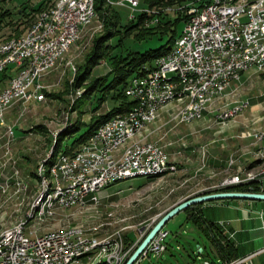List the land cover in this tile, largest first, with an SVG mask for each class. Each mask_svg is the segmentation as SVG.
Listing matches in <instances>:
<instances>
[{
	"label": "rangeland",
	"instance_id": "rangeland-1",
	"mask_svg": "<svg viewBox=\"0 0 264 264\" xmlns=\"http://www.w3.org/2000/svg\"><path fill=\"white\" fill-rule=\"evenodd\" d=\"M39 1L0 0V14L5 10L18 9L23 7V5H34ZM44 1L47 2L46 7L49 6L50 8L48 9H51L56 0ZM50 1L52 2L51 4H49ZM110 1L111 5H117L116 2L121 0ZM138 1L139 5L134 9L121 4L118 5V12L121 18L119 30L123 31L124 26L129 22V18L131 19L132 15L136 17L140 9L147 10L149 8L143 0ZM26 13H29L28 16L25 15ZM38 14H33L36 19ZM31 15V11L26 8L24 13L17 11L11 17L7 15L0 17V40L8 39L10 36L17 37L14 35L16 25L14 23L11 24L12 21H15V24L22 32L25 29L27 31L32 21ZM104 25V18L98 15V18L92 24V29L85 30L78 43L76 42L72 45L69 51L65 53L64 59L44 79L43 85L48 90L42 91L41 101L32 102L23 108L17 105L4 115L6 126L0 125V234L16 227L26 219L28 226H31V232L34 234L66 227H82L89 235L97 232L96 235L99 239L107 236H116L120 233L122 236L129 234L132 239H135L138 235L137 231H143L151 222L156 223L173 207L172 205H176L184 196V198H189L206 191L207 187L212 184L213 178L224 176L218 184L214 185L220 188V183H226L236 176L240 180H249L264 173V153H262L264 145H261L264 142L261 144L259 142L256 143L252 137H236V134H239L240 131L264 129L263 69L260 70V73H253L247 85H241V82L234 83L231 88H234L235 93L228 91L225 96L213 103L215 106L205 113V115L209 114L211 120L205 122L204 128H202L198 137L181 136L184 135L187 129V123L175 125L172 130L164 135L160 142L171 143L166 147L175 165V169L171 172L150 178L135 177L119 181L104 189L103 197L98 204H91L87 207L58 208V215L49 213L40 220L32 219L30 214L36 210L34 208L35 202L42 190V180L39 175L40 169L38 165L40 164L41 166L47 158H52V151L58 141L57 139L62 137L67 129L74 124L80 125L82 128L76 134L81 133L87 128V125L83 126V124L88 123L91 118L106 112L114 106L111 96L106 101L100 102V92L97 90L88 95V97L85 94V87L91 79L105 74L110 69L108 61L102 60L92 69L91 74L87 78L75 84L76 74L83 67L93 47L95 36L102 34L105 30ZM182 27V23L177 25L178 32ZM134 35L135 33H132L129 37L124 38L122 45L117 46L113 53H126L128 50L144 52L148 49H155L164 44L169 37L168 33L161 36L158 30L142 40L136 39ZM119 37V34L114 36L112 42L116 44ZM69 63L72 65H69ZM74 69L75 71H73ZM227 97L232 98L226 101L228 104L219 108L218 104ZM244 98H249L250 104L252 106L255 105V109L254 107L252 109L249 107L240 117L243 116L244 118L245 115L247 119L253 121V124L244 123L245 121L243 120L239 124L240 126H233L234 122L230 120L234 116H230L225 122H219L214 118L217 117L218 110L235 112L238 109V103H234V101ZM169 106H172L174 110V112L170 113L171 120L172 122H177L179 120V111L184 106V103L176 101ZM247 107L243 106L242 112ZM162 110L157 116L158 119ZM166 115L165 112L162 113V117ZM205 115L201 120L205 119ZM258 116H262L263 120L261 121L262 118L258 120L256 118ZM184 126L186 129H183ZM166 129L167 127L160 132L153 133L148 138L157 140ZM13 131V135L8 136L5 134V132L13 133ZM228 131L233 134V137L222 139L219 143H210L212 138L209 133H213L217 137H223ZM146 132L147 130L139 135L145 137ZM72 138L73 136L65 139L62 147L64 148L69 144ZM239 139L242 143H239L240 145L237 144V141L235 142V140ZM182 142L186 146H182ZM189 142L196 146L202 145L199 152H197V157L193 153L187 154L188 149H191V147H187ZM210 145H214L217 148H215L216 152L222 159L225 157V161H219L221 165L218 167V169H221L219 174L216 175L214 173L207 178L205 170L206 168L209 169V161L207 160L206 149ZM238 145L240 148L243 146L239 151H234L230 157L224 155L225 149L231 151ZM6 146L11 149L10 156H4ZM248 149L253 152L251 157L254 158L247 159L248 155H244L246 153L241 154L242 151ZM239 154H241V157L237 159ZM4 157L12 158V162L15 163L2 164ZM250 159L252 161H249ZM254 161L255 164L251 166ZM187 163L193 169L188 172L180 171L183 165ZM32 170L33 172H31ZM185 177L188 180L185 184H182V180ZM56 221L61 224L54 226L53 223ZM125 228L126 230L124 231L123 229ZM163 228L169 232L165 239L168 244L166 251L159 255L152 252L147 257L142 258L139 264H194L195 257L193 252L196 251L197 245L205 246L206 248L203 254L200 255L201 259H217L216 249L213 248L210 240L196 224L192 220L187 219L185 210H180L174 214ZM195 262L196 264H202V260H196Z\"/></svg>",
	"mask_w": 264,
	"mask_h": 264
},
{
	"label": "built area",
	"instance_id": "built-area-1",
	"mask_svg": "<svg viewBox=\"0 0 264 264\" xmlns=\"http://www.w3.org/2000/svg\"><path fill=\"white\" fill-rule=\"evenodd\" d=\"M229 1L234 0H196V8H186V0H180L176 11L165 9L164 14L154 13V7L152 10H139V13H146L143 21L155 20L156 24L163 16L171 19L180 17L183 27L174 40L175 52L144 63L143 72H137V80L128 79L124 89L127 97L134 101L130 110L119 119L109 118L107 127L99 128L88 141L79 144V149L73 156H66L64 169L67 170V178L58 176L57 204L52 205L48 213L57 214V207L66 206L67 202H85L86 198L102 199L103 184L107 180H113V176H120L126 169L152 167L155 166V160H162L164 170L175 166L166 148L171 143L160 142L169 129L159 139L136 147L120 158L109 157V149L112 148L111 140L126 139L130 132L138 130L139 125L146 124L149 114L158 104L179 98L180 91L174 90V83L178 79L194 81V89L190 93L206 91L207 97L219 94L220 91L234 92V88L224 87V80L229 78V70H238L236 78L240 81L244 72L259 73V68H264V64L257 63V56L264 55V7L246 8L245 3H242L239 9H230ZM116 3L130 9L138 6V1L134 0ZM40 11H44V8ZM89 15H92V7L85 0V4L74 11L62 9L61 13L52 15L53 25L48 29H40V23H37L33 37L26 41L34 42V46L42 45V53L34 56L32 68L22 67L27 50H23V47H8L6 55L0 56V79L8 80V87L0 88V114H6L17 105L23 108L40 99L43 83H35V76H47L52 72L51 52L65 42L72 41L70 31L92 29L93 26H83V19H87ZM231 17H239V24H231ZM131 18L134 19L135 15ZM59 25H66V33L58 38H49V31ZM8 51H19V58H8ZM12 68H20L18 79H9V73L5 74ZM204 82H212V89L203 90ZM204 101L205 109L192 114L191 122H196L199 115H204L210 106H215L207 105L206 99ZM196 102L193 101L192 106H196ZM234 102H238L235 112L218 110V116L214 118L241 114L242 107L249 106L250 99ZM186 113H191V107ZM184 114H181L179 121L172 122L169 126L183 123ZM0 125L5 126V121H0ZM247 130L240 131L238 137H252L260 144L264 142V129ZM5 134L13 135L14 131ZM181 145L186 146L183 142ZM10 154L11 149L6 146L4 156ZM76 155H84V164H76ZM6 163L15 162H11L10 157H4L2 164ZM38 168L40 169V164ZM259 179L239 180L234 177L229 183H220V187ZM154 223L151 222L143 231H137L135 239L129 234H125L122 240H115L113 237V243L121 242V251H113L115 264H125ZM164 225L132 264H139L142 258L152 252L159 255L166 251L168 244L165 239L169 232L163 228ZM104 249V240H95L85 234L74 237V230L56 236H35L25 219L20 229H12L1 239L0 264H87L88 254H96L97 260L98 257H103ZM201 251L195 254L194 264L196 260H202V264H242L248 258H218L213 262L211 259H201Z\"/></svg>",
	"mask_w": 264,
	"mask_h": 264
},
{
	"label": "bare ground",
	"instance_id": "bare-ground-1",
	"mask_svg": "<svg viewBox=\"0 0 264 264\" xmlns=\"http://www.w3.org/2000/svg\"><path fill=\"white\" fill-rule=\"evenodd\" d=\"M105 1L108 4H111L110 0H105ZM134 1H138V0H134ZM165 1L166 3L164 2L154 7V13L164 14L165 9L167 11H176V5L180 4V0H170V1L165 0ZM86 2L92 7V15H89L87 19H83V26H92L96 18H98V13H97L98 11L96 10L97 7L95 5L96 0H86ZM242 3H245L246 8H255L258 6L264 7V0H234V1H229V8L239 9V6H242ZM84 4H85V0H56L54 5L51 7V9H47V10L44 9V11L40 12L36 21L28 28L26 33L20 36H17V37L0 40V56L6 55V50L8 49V47H23V50H27V51L25 52V57L22 60V67L32 68L34 65V56H39L42 53V45L34 46V42H26V41L29 38L33 37V31L37 23H40V29H48L49 26L53 25L52 15H54L55 13H61L62 9H64V11H74L77 7L83 6ZM138 5H139V1H138ZM152 8L153 7L149 6L147 10H152ZM186 8H196V0H186ZM144 21H143V27L145 26L146 28L151 27L156 23L155 20H144ZM231 24H239V17H231ZM88 29H91V28H80L78 31H70V38H72V41L65 42L57 50H53L51 52L52 71L64 59L65 53L69 51L72 45H74L76 42L78 43V41L82 37V34L85 32V30H88ZM65 33H66V25H59L58 27H54L53 29L49 31V38H58L61 36V34H65ZM173 52H175V43L172 46L169 53H173ZM8 58H19V51H8ZM257 63L264 64V55L257 56ZM69 65H72V64L69 63ZM12 69H10L9 71V79H18V77L20 76V68H12ZM263 69L264 68H259V73H260V70H263ZM140 72H143V66ZM236 77H238V70H229V78L224 80V87L231 88V86L234 83H238V82L240 83L241 80L238 81V78ZM45 78H46L45 75H36L35 83H43ZM131 80H137V74L133 75ZM7 87H8V80L0 84V88H7ZM192 89H194V81H185V79H178L174 83V90L180 91L179 98L168 99L167 101L161 104H158L156 106V109L152 113L149 114V118L146 120V124L139 125L138 130L130 132L127 135L126 139L111 140L112 148L109 149V157L120 158L128 151H134L136 147H141L145 143L149 142V141H145L144 139L145 137H141L139 134L147 130L151 124H154L156 122V118L162 109L173 104L174 102L182 101L184 103V106L180 109L179 114H178L179 120L181 118V114L182 113H185V114L183 117V123H176L174 125H171V127L177 124L196 123L197 121L201 120L204 117L206 112L204 113V115H199L196 118V122H191L192 114H198V110L205 109L204 99H206L207 105H213L215 101L225 96L228 92V91H220L219 94H211L206 97V91L190 93ZM210 89H212V82H204L203 90H210ZM44 90H48V89H45L43 85L42 91ZM42 91L40 92V99L38 100V102L42 100L41 99ZM232 93H235V90ZM262 95H263V92H262ZM193 101H197L196 106H192ZM234 103H238V102H234ZM190 107H191V113H186ZM211 107H214V106H210L208 110ZM242 110H243V107H242ZM4 115L5 114H0V121L5 120ZM121 116H117L111 119H119ZM232 116H235V115H232ZM229 117L230 116L218 117L216 119L219 122H225ZM108 125H109V121L101 125L99 128H105ZM66 156H73V155L60 154L58 158L56 159V161L51 166L47 165L48 159H49L47 158V160L40 166L39 175H40L41 180L43 181V184L41 183L42 190L39 193V196L35 202L34 208H36V210L34 212L32 211L33 213L30 214V217H32V219L34 218L36 221L42 219L43 216H45L46 214H49L48 212L52 208V205L57 204L58 176L59 178H67V170L64 169V165L66 162ZM11 162H12V158H11ZM76 164H84V155H76ZM55 166H56V172H55ZM174 169H175V166H171L169 170H164L162 160H155V166H152V167H132L130 169H126L125 172H121L120 176H113V180H107L103 184V192H104V189L122 180L125 181L127 179L135 178L138 176L143 177V178L159 176L167 172H171ZM236 177L240 180L238 176ZM233 179L234 178L230 179L226 183H229ZM100 200L101 199L98 200L96 198H86L85 202H67L66 206L57 207V214L55 215H58V208H74L78 206L87 207L91 204H98ZM26 224H27V220H26ZM23 225H24V222H21L16 227H13L11 229H8L2 232L0 234V241L12 229H20ZM71 230H74V237H82L85 234L89 238H95V240H104L105 249H104L103 257H98V259L96 260V254H88L87 264H115L113 261V251H121V242L113 243V237L115 240H122L124 236H122L121 233L117 234L116 236H112V237L107 236L101 239L97 237L96 235L97 232L95 234L89 235L82 227H66L63 229H57V230L55 229L53 231H49V232H45L41 234L39 233L34 234L33 232L31 233L35 236H43V235L56 236V235H61L62 233H68ZM123 230L125 231L126 228Z\"/></svg>",
	"mask_w": 264,
	"mask_h": 264
},
{
	"label": "trees",
	"instance_id": "trees-1",
	"mask_svg": "<svg viewBox=\"0 0 264 264\" xmlns=\"http://www.w3.org/2000/svg\"><path fill=\"white\" fill-rule=\"evenodd\" d=\"M143 1L147 4V6L150 7H155L156 5L164 2L166 3L165 0ZM46 3V1L40 0L34 5L27 4L23 5V7H19L18 9H8L3 11L2 14H0V17L4 15L11 17L17 11L24 13L26 8H28L32 14L30 16L32 20L29 24L30 27V25L36 19L35 15L37 13L40 14V10H42L43 8H50L49 6L46 7ZM51 3L52 2L50 1V4ZM95 5L97 7L96 10L98 11V15L105 20V30L102 32V34L95 36L92 45L93 47L91 48V51L89 52V55L87 56L83 67L76 74L75 84L87 78L91 74L92 69L97 66L102 60L108 61L110 69L105 74L92 78L85 87V94L88 97V95H91L94 91L97 90L100 92V102L106 101L108 97L111 96V99H113L112 101L114 102V106L106 112L91 118L88 123L83 124V126L87 125V128L81 133L76 134V132L82 128V126L80 127V125L74 124L69 129H67L65 133H63L62 137L57 139L58 141L55 143L54 149L52 151V158L48 159V166H51L60 154L74 155L79 149V144H83L85 141H88L90 137L98 131L101 125L109 121V118L111 119L117 116H121L128 110H130V108L134 105V101L129 99L124 92L128 79L131 80L133 75L137 74V72H140L144 63L152 62L156 58L168 54L175 43V38L180 34L181 31L180 30L178 32L177 30V25L179 23H182L180 17L171 19L170 17L163 16L160 18L157 24L155 23L153 26L147 28L145 26L142 27V21L146 16V13H139L134 19L129 18V22L124 26L123 31H121L118 29L121 20L120 14L118 12V5L108 4L105 0H96ZM28 14L29 13H26L25 15L28 16ZM13 23L14 25H16V27L14 28V35L20 36L26 31L25 29L22 32L17 27V24H15V21L11 22V24ZM156 30L159 31L161 36L165 33L169 34L167 41L161 46L155 49L145 50L144 52L128 50L126 53H113L117 46L122 45L123 39L129 37L130 34L135 33V38L138 40H142L147 36L155 33ZM117 34H119L120 37L117 43L114 44L112 42L113 37ZM8 38H12V36ZM7 73L9 72H5V74ZM6 81L7 79H0V84ZM72 136L73 138L71 142L63 148V141ZM254 164L255 161L251 164V166H253ZM214 191L260 192V186L259 181L252 180L246 183L220 187L215 189ZM199 204L201 203H197L184 209L187 213V219L192 220L196 224V226L206 235L213 247L216 249L220 259L230 260L238 258L239 256L235 252L233 244L229 240L224 239L221 235V232H216L217 227H214L213 223L207 222L201 216L200 212L197 209V206ZM212 230H214V234L212 233ZM201 247V253L203 254V251L206 248L205 246ZM197 252L198 248L193 252L194 256ZM212 261L214 262L215 260Z\"/></svg>",
	"mask_w": 264,
	"mask_h": 264
},
{
	"label": "crops",
	"instance_id": "crops-1",
	"mask_svg": "<svg viewBox=\"0 0 264 264\" xmlns=\"http://www.w3.org/2000/svg\"><path fill=\"white\" fill-rule=\"evenodd\" d=\"M251 75H253L252 71L244 72L241 77V85L249 84V79L251 78ZM230 98L232 97L229 98L227 97L225 100L220 102L218 104L219 108H222L223 106H225V104H228L226 103V101ZM249 107L251 109L252 107H254L255 109V105L252 106L250 104V106H248L240 115H235L234 117H232L230 121L234 122V124H232L233 126H237L241 124L243 120L245 121L244 123L253 124V121L247 119L245 115L244 118L243 116L240 117L242 114L246 112V110ZM172 111L174 112L172 106H168L162 110L160 118L157 120V122L148 127L144 138L146 141L150 142L151 140L148 138V136L152 135L153 133L162 131V129L165 127H167V129L162 133H165L166 131H168V129L170 131L175 127V126L172 127L169 126V124L172 123L171 115H170ZM163 112L167 114L165 117H162ZM256 118L260 120L262 116H258ZM210 120L211 118L209 114H206L204 120L192 124H186L187 129L185 128V126L183 127V129H186V131L184 135L181 136H188V137L193 136L194 138L198 137L199 133L202 131V128H204L205 122H208ZM262 120L263 118L261 119V121ZM224 130L227 131L226 129ZM224 130L223 132H225ZM230 131H228L223 137H219V136L217 137V135H214L213 133H209L212 138L210 143L211 142L219 143L220 140L222 139H225L227 137H233V134H230L231 133ZM236 137L239 138L238 134H236ZM236 141L237 144L239 143L242 144L240 139L235 140V142ZM239 145L238 147L234 148V150L231 151L225 149L224 155L226 157L227 156L230 157V155H232L234 151L235 152L239 151V149L243 147L242 146L240 148ZM187 147H191V149H188L187 154L193 153L197 157V152H199V150L201 149L200 147H202V145L196 146L189 142ZM215 148L216 147L214 145H210V147L206 149L207 160L209 161L208 162L209 169L206 168L205 170L207 178H209V175L211 176V174L215 173L217 175L221 172V169H218V167L221 166L219 161H223L225 159V157L223 159L220 157L218 152H216ZM262 151H263L262 153H264V150ZM252 153L253 152L249 149L241 152V154L248 155L246 157L247 159L254 158L251 157ZM241 154L237 155V159L241 157ZM249 161H252V159H250ZM192 169L193 168L190 167L189 163H187L183 165V168L180 169V171L188 172ZM31 172H33V170ZM223 177L224 176L221 175L220 178L218 177L213 178L212 184L209 187H207L208 190L206 189V191H203L202 193L211 192L217 189L218 187L214 185L218 184ZM259 178L260 179L257 181H259L260 192H264V173L260 175ZM187 180L188 178L185 177L182 180V184H185ZM184 197L180 199L179 202L185 200L186 198ZM197 209L200 212L201 216L207 222H211L213 223L214 227H217L216 232L218 231L221 232L222 237L224 239L229 240L233 244L235 252L238 254L239 258L248 257L242 264H264V199H242V198L217 199V200L203 202L197 206ZM53 224L54 226H57L61 223L56 221ZM212 233L214 234V230H212ZM215 254L217 256V259L220 258L216 250H215Z\"/></svg>",
	"mask_w": 264,
	"mask_h": 264
},
{
	"label": "water",
	"instance_id": "water-1",
	"mask_svg": "<svg viewBox=\"0 0 264 264\" xmlns=\"http://www.w3.org/2000/svg\"><path fill=\"white\" fill-rule=\"evenodd\" d=\"M228 198H242V199H264V192H244V191H211L202 194H198L174 205L169 211H167L147 232L136 249L126 260L125 264H132L154 234L177 212L184 210L186 207L193 206L197 203H203L206 201ZM198 252L202 250L200 245H197Z\"/></svg>",
	"mask_w": 264,
	"mask_h": 264
}]
</instances>
